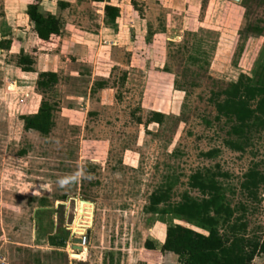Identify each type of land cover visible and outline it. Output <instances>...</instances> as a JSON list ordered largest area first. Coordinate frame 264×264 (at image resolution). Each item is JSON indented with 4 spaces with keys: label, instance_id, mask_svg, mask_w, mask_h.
<instances>
[{
    "label": "rangeland",
    "instance_id": "374dc122",
    "mask_svg": "<svg viewBox=\"0 0 264 264\" xmlns=\"http://www.w3.org/2000/svg\"><path fill=\"white\" fill-rule=\"evenodd\" d=\"M36 1L65 21L49 41L27 14ZM59 1L0 0V41H10L0 49V264H180L173 252L147 258L143 242L161 246L174 223L209 228L147 206L158 188L172 190L170 203L200 197L189 185L197 171L220 181L248 236L264 235V185L257 199L241 188L251 168L264 172V130L236 149L244 140L215 107L241 74L259 77L264 0ZM105 4L119 8L115 21ZM21 52L35 71L17 66ZM42 71L59 76L44 95ZM43 96L56 108L47 136L21 118Z\"/></svg>",
    "mask_w": 264,
    "mask_h": 264
},
{
    "label": "trees",
    "instance_id": "16d2710c",
    "mask_svg": "<svg viewBox=\"0 0 264 264\" xmlns=\"http://www.w3.org/2000/svg\"><path fill=\"white\" fill-rule=\"evenodd\" d=\"M27 14L34 33L43 41H49L54 35L60 34L61 19L42 12L37 1L28 5ZM105 14L109 21H115L119 8L106 4ZM9 47L10 41H0V49ZM17 66L23 71H35L33 57L24 52H21ZM58 80L56 72L42 71L38 74L37 89L44 95L54 88ZM215 107L218 116L225 117L231 123L229 134L244 140L243 145L240 142L234 144L235 148L243 149L255 129L264 130V66L256 80L241 74L238 79L231 81L229 87L218 96ZM55 110V104L43 96L36 113L21 117L24 128L47 136L55 126ZM152 119L160 122L163 114L154 112ZM189 185L199 191L201 196L186 193L182 200L170 203L172 190L158 188L150 195L147 211L155 214L172 213L189 220H198L209 228L208 232L182 224H170L160 247L150 239L143 242L147 258L159 259L165 252H173L178 256L180 264H252L256 257L264 255V235H247V224L234 218L235 209L213 174L197 171L190 175ZM262 185L264 172L251 168L245 173L241 188L248 197L257 199Z\"/></svg>",
    "mask_w": 264,
    "mask_h": 264
},
{
    "label": "water",
    "instance_id": "95a60500",
    "mask_svg": "<svg viewBox=\"0 0 264 264\" xmlns=\"http://www.w3.org/2000/svg\"><path fill=\"white\" fill-rule=\"evenodd\" d=\"M237 2H239L240 0H235ZM82 202L83 201H87V200H81ZM93 204V203H92ZM89 228L87 229L86 233L84 234L85 238L83 237H74L73 238V241H74V249L75 250H82L83 248V245L88 241L89 239ZM74 234V233H73ZM78 257H80V255L76 254Z\"/></svg>",
    "mask_w": 264,
    "mask_h": 264
},
{
    "label": "crops",
    "instance_id": "0c3cea01",
    "mask_svg": "<svg viewBox=\"0 0 264 264\" xmlns=\"http://www.w3.org/2000/svg\"><path fill=\"white\" fill-rule=\"evenodd\" d=\"M60 2H62L64 5H62ZM59 3H60V5H61V7L62 8H68V7H70V1L69 0H60L59 1ZM29 5V4H28ZM111 5H113V4H111ZM105 6H106V4H105ZM105 6H104V12H105ZM114 6H116V5H114ZM40 10L42 11V9H41V6H40ZM46 14V13H45ZM48 14H53V15H56L57 17H59L60 19H61V22H62V27L64 26V23H65V21L64 20H62V18H61V16L60 15H58V14H55V13H53V12H49ZM105 17H106V14H105ZM105 17H104V21H105ZM105 23H106V21H105ZM34 32V31H33ZM34 35L36 36V34L34 33ZM36 38H34V40H35ZM76 41H78V39L76 40ZM73 43H74V41H73ZM75 44H76V42H75ZM76 46V45H75ZM77 46H79V44L77 43ZM10 48V47H9ZM9 48L7 49V50H9ZM3 50V49H2ZM5 50V49H4ZM263 58V57H262ZM263 65H264V63H263ZM37 79H38V77H37ZM36 82V81H35ZM37 83V82H36ZM36 87H37V85H36ZM38 109L39 108H37L36 110L38 111ZM37 111H34L33 113H30V114H34V113H36ZM162 245V244H161ZM158 247H160V246H158Z\"/></svg>",
    "mask_w": 264,
    "mask_h": 264
},
{
    "label": "bare ground",
    "instance_id": "6f19581e",
    "mask_svg": "<svg viewBox=\"0 0 264 264\" xmlns=\"http://www.w3.org/2000/svg\"><path fill=\"white\" fill-rule=\"evenodd\" d=\"M78 201L80 202V200H78ZM78 201H77V202H78ZM79 202L77 203L76 211H77V213L79 212V213L82 214L81 209H80L81 207H79V205H80ZM79 217H80V216H79ZM77 226H78V225H77ZM79 228H80V227H79ZM73 229H74V228H73ZM77 232H78V233H77V237H83V236H82V234H84L83 231L78 230ZM79 235H81V236H79ZM76 256H77V255H76ZM77 257H78V256H77Z\"/></svg>",
    "mask_w": 264,
    "mask_h": 264
},
{
    "label": "built area",
    "instance_id": "2783aa9c",
    "mask_svg": "<svg viewBox=\"0 0 264 264\" xmlns=\"http://www.w3.org/2000/svg\"><path fill=\"white\" fill-rule=\"evenodd\" d=\"M83 238H85V236H83ZM85 245V244H84Z\"/></svg>",
    "mask_w": 264,
    "mask_h": 264
}]
</instances>
